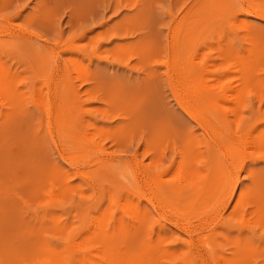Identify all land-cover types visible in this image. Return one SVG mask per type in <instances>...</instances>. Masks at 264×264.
I'll return each instance as SVG.
<instances>
[{
    "label": "rangeland",
    "instance_id": "rangeland-1",
    "mask_svg": "<svg viewBox=\"0 0 264 264\" xmlns=\"http://www.w3.org/2000/svg\"><path fill=\"white\" fill-rule=\"evenodd\" d=\"M248 4L0 0V264H264Z\"/></svg>",
    "mask_w": 264,
    "mask_h": 264
},
{
    "label": "bare ground",
    "instance_id": "bare-ground-1",
    "mask_svg": "<svg viewBox=\"0 0 264 264\" xmlns=\"http://www.w3.org/2000/svg\"><path fill=\"white\" fill-rule=\"evenodd\" d=\"M195 1H196V0H195ZM193 2H194V1H193ZM239 2H240V1H239ZM240 7H241V6H240ZM246 7H247V8L244 9V11H246L249 15H254V17H258V18H260V19H264V9L255 8V7H253L251 4H248ZM242 8H243V7H242ZM175 14H176V13H175ZM170 20H171V19H170ZM169 22H170V21H169ZM185 29H186V28H185ZM62 36H63V35H62ZM184 37H185V36H184ZM182 38H183V37H182ZM166 51H167V50H166ZM197 59H198V58H197ZM185 70H186V69H185ZM185 70H184V72H185ZM0 76H1V75H0ZM173 80H174V78H173ZM5 82H6V81H5ZM0 83H1V81H0ZM178 84H180L179 81H178ZM8 86H9V83H8ZM183 86H184V85H183ZM183 86H182V87H183ZM180 88H181V84H180V86H179V89H180ZM197 88H198V87H197ZM197 88H196V89H197ZM184 89H185V88H184ZM202 89H203V88H202ZM0 90H1V91H2V90L5 91V88H4V86H2V83L0 84ZM192 90H193V89H192ZM192 90H191V91H192ZM185 91H186V90H185ZM192 92H193V91H192ZM185 93H187V92H185ZM194 93H195V92H193V94H194ZM199 93H200V92H199ZM193 94H192V95H193ZM177 95H178V94H177ZM188 95H189V94H188ZM190 95H191V94H190ZM190 95H189V97H190ZM175 96H176V95H175ZM194 96H195V95H194ZM201 96H202V95H201ZM190 98H191V97H190ZM194 100H195V97H194ZM36 101H37V100H36ZM191 101H192V100H191ZM196 101H197V100H196ZM196 101H195V102H196ZM177 102H179V101L177 100ZM180 103H181V102H180ZM180 103H179V104H180ZM3 105H4V104H3ZM181 105H182V104H181ZM180 107H181V106H180ZM183 107H184V106H183ZM183 107H181V108L183 109ZM185 108H186V107H185ZM193 109H194V108L191 109L192 112H193ZM41 110H42V109H41ZM184 110H185V109H184ZM186 110H187V109H186ZM197 110H199V109H197ZM197 110H196V111H197ZM188 111H189V110H188ZM204 111H205V110H204ZM186 112H187V111H186ZM201 113H202V112H201ZM191 116H192V115H191ZM105 118H106V117H105ZM215 119H216V117H215ZM208 125H209V124H208ZM210 126H211V125H210ZM213 127H214V126H213ZM223 132H224V131H223ZM232 132H233V131H232ZM228 134L232 135L231 132L228 133ZM227 138H228V136H226V135L223 136V139L227 140ZM261 138L264 139V136H261ZM261 138H259V139H261ZM223 139H222V140H223ZM254 139H255V138H254ZM259 139H258V140H259ZM225 140H223V141H225ZM258 140H257V141H258ZM223 141H222V142H223ZM228 141H229V140H228ZM254 141H255V140H254ZM255 142H256V141H255ZM220 143H221V142H220ZM258 144H259V142H258ZM251 145H252V144H251ZM98 151H99V150H98ZM221 151H222V150H221ZM84 154H85V153H84ZM87 154H88V153H87ZM101 154H102V153H101ZM108 154H109V153H108ZM229 154H230V153H229ZM80 155H81V154H80ZM225 156H226V155H225ZM230 156H232V154H230ZM61 157H62V156H61ZM226 157H227V156H226ZM70 158H71V157H70ZM84 159H85V158H84ZM228 161H229V160H228ZM109 162H110V161H109ZM223 163H224V162H223ZM113 165H114V164H113ZM114 174H115V173H114ZM152 175H153V174H152ZM152 178H153V177H152ZM154 180H156V179H154ZM120 185H121V184H120ZM232 185H233V184H232ZM158 186L160 187L161 185H158ZM159 187H158V188H159ZM229 187H230V186H229ZM234 187H235V186H234ZM162 189H164L163 194H167L168 189H167V188H164V187H162ZM233 189H234V188H233ZM159 190H160V189H159ZM160 191H161V190H160ZM232 193H233V192H232ZM232 193H231V194H232ZM160 194H162V193H160ZM182 194H183V193H182ZM182 194H181V195H182ZM226 194H227V193H226ZM239 195H240V194H239ZM159 196H160V195H159ZM164 196H165V195H164ZM188 196H189V195H188ZM232 196H233V195H232ZM232 196L229 195L228 200H230V198L233 199L234 196H233V197H232ZM242 196H243V195H242ZM245 198H246V197H245ZM180 199H181V198H180ZM235 199H236V203H235V206H236V207H239V206H241V205L243 204V199H244V198H242V197H239V198H238V197H237V198H235ZM248 199H249V198H248ZM245 201H247V200H245ZM245 201H244V202H245ZM150 203H151V202H150ZM152 203H153V202H152ZM152 203H151V204H152ZM158 204H159V203H158ZM164 204H165V203H164ZM168 205H169V204H168ZM236 207H234V209H236ZM232 208H233V206H232ZM243 209H244V208H243ZM166 211H167V210H166ZM156 212H157V211H156ZM161 214H162V212H161ZM180 218H182V217H180ZM168 220H169V219H168ZM176 221H177V220H176ZM178 222H179V221H178ZM173 223H174V221H173ZM179 223H181V222H179ZM176 225H177V224H176ZM182 225H183V224H182ZM182 225H179V227L182 226ZM177 226H178V225H177ZM185 229H186V228H185ZM88 233H89V232H88ZM77 238H79V237H77ZM76 241H77V240H76ZM67 242H69V241H67ZM74 242H75V241H74ZM82 242H83V241H82ZM82 242H81V244H82ZM75 244H78V243H75ZM0 246H1V245H0ZM70 246H71V245H70ZM1 247H2V246H1ZM3 247H4V246H3ZM67 247H69V246H67ZM69 248H70V251H71V250H72V249H71L72 246L69 247ZM66 249H67V248H66ZM66 249H65V251L67 252L68 249H67V250H66ZM75 249H76V248H75ZM77 249H78V248H77ZM4 250H5V249H4ZM77 251H78V250H77ZM80 251H81V250H80ZM80 251H79V253H81ZM95 251H96V250H95ZM155 251H156V250H155ZM5 252H6V251H5ZM66 252H65V253H66ZM75 253H76V252H75ZM89 253H90V252H89ZM5 255H6V254H5ZM70 255H71V254H70ZM89 255H90V254H89ZM134 255H135V254H134ZM139 255H140V254H139ZM60 256H61V255H60ZM60 256H59V257H60ZM64 256H65V255H64ZM72 256H74V253H72ZM79 256H80V255H79ZM211 256H212V255H211ZM84 257H86V256H84ZM90 257H91V255H90ZM132 257H133V256H132ZM141 257H142V256H141ZM91 258H92V257H91ZM93 258H94V256H93ZM99 258H100V257H99ZM145 258H146V257H145ZM210 258H211V257H210ZM60 259H61V258H60ZM69 259H70V258H69ZM135 259H136V258H135ZM141 259H142V258H141ZM5 260H6V259H5ZM101 260H102V262L105 263V264H128V263H124V262H121V263H119V262L116 263V262H112V261L109 262L108 260H105L104 258H102ZM132 260L134 261V259H132ZM137 260H138V259H137ZM137 260H136V261H137ZM156 260H157V259H156ZM219 260H220V259H219ZM64 261H65V260H64ZM158 261H159V259H158ZM92 262H93V260H92ZM96 262H97V261H96ZM147 262H148V261H147ZM156 262H157V261H156ZM215 262H216V261H215ZM93 263H94V262H93ZM152 263H153V262H152ZM129 264H130V263H129Z\"/></svg>",
    "mask_w": 264,
    "mask_h": 264
}]
</instances>
